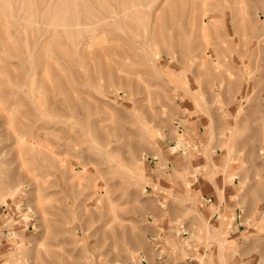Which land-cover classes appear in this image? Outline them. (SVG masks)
I'll list each match as a JSON object with an SVG mask.
<instances>
[{"label": "rangeland", "instance_id": "rangeland-1", "mask_svg": "<svg viewBox=\"0 0 264 264\" xmlns=\"http://www.w3.org/2000/svg\"><path fill=\"white\" fill-rule=\"evenodd\" d=\"M180 116L201 122L174 150L195 188L264 193V0H0L5 263L137 264L163 224L210 246L186 184L149 185ZM242 210L257 254L264 207Z\"/></svg>", "mask_w": 264, "mask_h": 264}, {"label": "crops", "instance_id": "crops-1", "mask_svg": "<svg viewBox=\"0 0 264 264\" xmlns=\"http://www.w3.org/2000/svg\"><path fill=\"white\" fill-rule=\"evenodd\" d=\"M246 94L248 98V93ZM254 105L257 106L253 102L252 105L247 107L244 101H241V106H244L248 113H253ZM249 119L250 116L245 117L243 123H250L251 120ZM200 123L198 120L194 121V119L187 120L183 116L177 117L174 125L179 130V136L182 137L181 143L176 141L174 145L169 143L168 149L161 151L160 156L149 158L147 161L149 168L152 170L149 185L157 196L177 194V189H183V195L186 192L184 183L190 184L193 204L195 206L198 204L202 222H207L206 220L209 219V222H214L217 225L215 228L216 232L209 234L211 238L209 240L210 246L202 244L203 242L205 243L207 237L201 235L203 231H200L196 236L191 233V240L183 239L187 241L188 247L191 249L190 243L196 238L194 240L196 244L192 245L194 247L193 250L186 249L185 244L183 249L179 246L175 229L170 232L168 224L158 225L150 230L153 235L156 232L159 233L157 238H151L153 245H156V247L153 248L149 245L137 264H264V232L260 233V241L258 240L260 245L258 246L257 254H255V246H253V243H249L251 240L250 231L246 230L247 225L243 223L244 212L242 210L243 207L247 211H256L259 208H263L264 193L254 194V198L250 199L246 194H242L243 189L238 188V180L237 185L236 182L225 185L223 178L219 176L212 178V182L207 181L205 188H195L201 176L191 173L193 166L191 161L185 160L186 166L182 168L181 163L178 161L180 157H176V153H179V150L177 152H174V150L180 144L184 146L188 136H196ZM184 136H186V140ZM181 174H184V178H182ZM7 221H0V264H6L5 262L8 258L6 256L9 254L7 250L11 248L8 242L12 241V236H14L12 234L10 238H7L9 233L5 234L6 227L9 224ZM227 233L229 234L228 238L225 237ZM213 235L218 238L219 243L215 242ZM215 243H217L218 247Z\"/></svg>", "mask_w": 264, "mask_h": 264}, {"label": "bare ground", "instance_id": "bare-ground-1", "mask_svg": "<svg viewBox=\"0 0 264 264\" xmlns=\"http://www.w3.org/2000/svg\"><path fill=\"white\" fill-rule=\"evenodd\" d=\"M111 13L112 14H114L115 12L112 10L111 11ZM209 141H211V139L209 140ZM209 141H208V143H209ZM180 147L182 148L183 147V145L182 144H180ZM179 147V148H180ZM207 147V146H206ZM183 149V148H182ZM184 151H185V149H183ZM225 170V169H224ZM140 175V174H139ZM182 175V174H181ZM182 177L184 178V176L182 175ZM186 184V183H185ZM186 186H187V189H188V191H190V189H191V186H190V184H186ZM190 198V197H189ZM222 199V198H221ZM225 202V201H224ZM202 216V215H201ZM218 218V217H217ZM208 229L210 230V227H208ZM208 231V230H207ZM210 231H208V233H209ZM209 234H211V232L209 233ZM213 238L215 239V242H217V243H219V240H218V238H216L214 235H213ZM211 239V238H210ZM214 243V242H213ZM217 243H215V245L217 244ZM217 246V245H216ZM218 247V246H217ZM219 250V249H218ZM217 250V251H218ZM221 264V263H220Z\"/></svg>", "mask_w": 264, "mask_h": 264}, {"label": "built area", "instance_id": "built-area-1", "mask_svg": "<svg viewBox=\"0 0 264 264\" xmlns=\"http://www.w3.org/2000/svg\"><path fill=\"white\" fill-rule=\"evenodd\" d=\"M210 202V201H209Z\"/></svg>", "mask_w": 264, "mask_h": 264}]
</instances>
